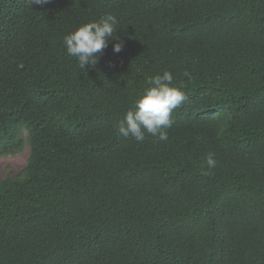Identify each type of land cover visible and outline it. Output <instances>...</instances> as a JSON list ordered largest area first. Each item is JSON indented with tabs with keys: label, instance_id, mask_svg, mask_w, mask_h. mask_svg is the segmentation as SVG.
I'll return each instance as SVG.
<instances>
[{
	"label": "trees",
	"instance_id": "obj_1",
	"mask_svg": "<svg viewBox=\"0 0 264 264\" xmlns=\"http://www.w3.org/2000/svg\"><path fill=\"white\" fill-rule=\"evenodd\" d=\"M109 13L81 68L63 38ZM165 69L168 140L118 134ZM26 139L0 264H264V0H0V156Z\"/></svg>",
	"mask_w": 264,
	"mask_h": 264
},
{
	"label": "clouds",
	"instance_id": "obj_2",
	"mask_svg": "<svg viewBox=\"0 0 264 264\" xmlns=\"http://www.w3.org/2000/svg\"><path fill=\"white\" fill-rule=\"evenodd\" d=\"M47 2L48 0H25L30 6ZM117 23L116 16L109 13L99 21L82 24L63 38L68 55L75 57L81 68H85L90 62L95 65L99 59L98 54L113 40L110 38L116 31ZM122 48V43H116L113 50L119 53ZM146 83L151 87L135 100L133 107L118 123V134L140 143L145 140L146 135L166 142L169 138L166 129L172 126L171 114L188 97L180 87L175 86L173 73L167 69L162 74L150 76ZM207 164L209 168L216 166L213 156H208Z\"/></svg>",
	"mask_w": 264,
	"mask_h": 264
},
{
	"label": "rangeland",
	"instance_id": "obj_3",
	"mask_svg": "<svg viewBox=\"0 0 264 264\" xmlns=\"http://www.w3.org/2000/svg\"><path fill=\"white\" fill-rule=\"evenodd\" d=\"M29 155L30 144L26 139L22 150H17L13 154L0 156V181L8 176L15 177L21 175L27 165Z\"/></svg>",
	"mask_w": 264,
	"mask_h": 264
}]
</instances>
